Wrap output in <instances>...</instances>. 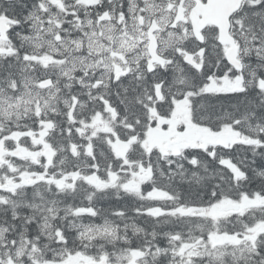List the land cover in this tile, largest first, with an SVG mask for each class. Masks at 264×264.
<instances>
[{
	"label": "snow or ice",
	"instance_id": "obj_1",
	"mask_svg": "<svg viewBox=\"0 0 264 264\" xmlns=\"http://www.w3.org/2000/svg\"><path fill=\"white\" fill-rule=\"evenodd\" d=\"M0 264H264V0H0Z\"/></svg>",
	"mask_w": 264,
	"mask_h": 264
}]
</instances>
